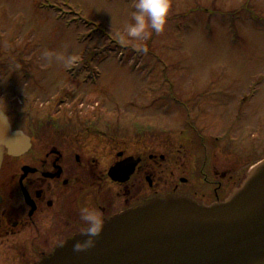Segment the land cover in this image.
Returning <instances> with one entry per match:
<instances>
[{
	"label": "rangeland",
	"instance_id": "obj_1",
	"mask_svg": "<svg viewBox=\"0 0 264 264\" xmlns=\"http://www.w3.org/2000/svg\"><path fill=\"white\" fill-rule=\"evenodd\" d=\"M171 4L163 32L133 38L134 0H0V64L10 66L0 69V104L81 106L128 123L151 106L144 113L171 138L195 121L203 140L263 139L264 0Z\"/></svg>",
	"mask_w": 264,
	"mask_h": 264
},
{
	"label": "flooded vegetation",
	"instance_id": "obj_2",
	"mask_svg": "<svg viewBox=\"0 0 264 264\" xmlns=\"http://www.w3.org/2000/svg\"><path fill=\"white\" fill-rule=\"evenodd\" d=\"M44 103L0 104L12 129L30 142L6 152L0 167V264L52 256L85 233V206L98 208L105 225L156 198L225 202L264 158V138L254 134L243 143L226 134L203 140L192 127L186 138L184 130L171 138L144 113L151 106L128 123L120 114L112 119L110 112ZM256 153L260 158L247 160Z\"/></svg>",
	"mask_w": 264,
	"mask_h": 264
},
{
	"label": "water",
	"instance_id": "obj_3",
	"mask_svg": "<svg viewBox=\"0 0 264 264\" xmlns=\"http://www.w3.org/2000/svg\"><path fill=\"white\" fill-rule=\"evenodd\" d=\"M29 147L0 111V167L6 152ZM84 239L62 244L40 264H264V161L224 203L152 199L103 225L95 245L77 252Z\"/></svg>",
	"mask_w": 264,
	"mask_h": 264
},
{
	"label": "clouds",
	"instance_id": "obj_4",
	"mask_svg": "<svg viewBox=\"0 0 264 264\" xmlns=\"http://www.w3.org/2000/svg\"><path fill=\"white\" fill-rule=\"evenodd\" d=\"M171 0H134V11H132V20L127 22L125 32L127 37L144 38L151 34V30L161 33L165 30L168 16L171 10ZM125 38L122 36V39ZM44 57L50 61L54 55L52 50L44 49ZM57 60H64L66 64H71L74 57H64L61 54H55ZM81 219L86 223L85 239L78 240L74 244L77 252L86 250L95 245L103 231L104 218L98 208L82 207L80 210Z\"/></svg>",
	"mask_w": 264,
	"mask_h": 264
},
{
	"label": "trees",
	"instance_id": "obj_5",
	"mask_svg": "<svg viewBox=\"0 0 264 264\" xmlns=\"http://www.w3.org/2000/svg\"><path fill=\"white\" fill-rule=\"evenodd\" d=\"M12 66V65H11ZM25 66V65H23ZM10 66H7L6 64H0V69H6L9 68ZM194 121H191V123H193Z\"/></svg>",
	"mask_w": 264,
	"mask_h": 264
}]
</instances>
